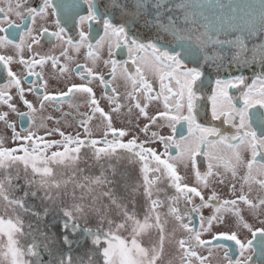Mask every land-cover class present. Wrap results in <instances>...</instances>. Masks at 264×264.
<instances>
[{
  "label": "snow or ice",
  "instance_id": "6c2138e0",
  "mask_svg": "<svg viewBox=\"0 0 264 264\" xmlns=\"http://www.w3.org/2000/svg\"><path fill=\"white\" fill-rule=\"evenodd\" d=\"M127 2L128 0H123V3L121 0H108L109 7L119 8L123 15L130 14L126 7ZM131 2L133 5L132 15H142L146 10H150L149 14L154 16L162 7H166L161 5L159 0H152L151 3L148 0H131ZM84 3L87 4V15L79 16V24L98 21L102 22L104 29V35L96 41L95 49L91 43H87L89 36L83 29L79 32L78 42L74 43L72 37L65 38L67 36L66 29L61 25L60 20H56L58 30L52 32L51 35L56 38L58 43L71 46L76 53H79L80 49L86 45L85 59L91 60L93 65L100 59V49L105 43L108 45L109 56L113 55L112 37L117 38L116 47L120 46L119 41L123 38L124 44L129 46L130 58L134 50L145 53L133 60V64L137 65L135 74L128 68L121 67L119 61H104L105 64L111 63L113 80L119 78L124 81L126 86L130 85L131 87L124 97L128 101L129 117H131L133 109H136L138 116L145 117L152 124H155L158 119L165 121L172 128L173 133L176 132L175 125L183 121L188 125L189 135L185 137L181 133L180 140L176 141L171 136L165 138L152 132L151 137L158 138L164 144L163 153L145 147L149 141L138 142L136 136L124 142L121 138L127 136L128 132L113 127L111 115L100 107L93 89L88 86L91 79L98 78L100 83L108 88L112 84V80H105L103 75H98L92 68L86 66L83 67V71H79L77 74L82 80L86 77L91 79L86 84H73L67 92L59 94L60 97H65L75 91L87 95L85 103L88 105L89 112H78L84 117L79 121L85 133L83 139L79 134L75 136L65 134L57 127L47 130L45 135L51 136L57 133L61 139L45 140L30 130L31 124L29 130L21 129L20 132H17L15 125L7 121L9 113H0V122H5L7 128L12 130L11 139L20 142L16 147H5V137L0 135V200H3L13 212L11 217L0 216V264H45L41 250L50 257L47 264H99L101 258L103 264H158V261L163 259L166 226L169 223V218L187 233L185 238L177 241L179 250L182 252V264H192L193 258L200 264H204L205 258L199 256L195 249L204 246L206 242L201 239V232L190 227L191 213H200L202 208L214 207L215 212L212 216L205 218L200 215V226L205 231L211 228L213 221L222 220V215L217 214L234 215L244 228L251 231V226L244 221L241 215L242 210L238 207V203L243 202L253 214H258L259 210L264 208V196H258L253 201L244 193V187L247 186L250 193L253 184L258 185L264 191V112L252 113V118L259 127V136L252 125L248 123L250 108L256 105L264 108V73L257 75L251 84H247L242 75L233 79H217L215 81V90L209 97L212 101V119L220 120L223 117L224 123H231L232 127L236 128L235 135L223 134L219 128L206 127L199 122L198 118L205 110V106L198 103L201 96L198 94L197 81H200L199 87H204V81L201 80L202 71L185 66V57H192L199 51H203L204 43L200 36H194L192 29L186 25L182 26L179 21H176L174 25H169L168 30L174 40L182 42L179 44L182 52L161 50L155 43H141L135 39L128 40L125 26L114 25L111 14L106 16L100 12L99 0H84ZM29 5L30 0H15L14 3L9 0L5 6L0 7V14H4V19L0 21V24L7 23L9 28L13 27V23L8 18L11 14L20 18L21 21L31 18L34 23L37 17L46 19L49 15H57L58 10L63 14L64 22L67 23L78 15L76 9L79 7L78 0H73L68 5L57 3L54 6L53 0H40L36 7ZM249 15L259 21L260 28L264 31V0H259L258 7L252 6ZM20 27V24H15V28ZM4 31L5 28L0 26V32ZM32 32L33 29L28 28L26 32L21 33L19 43L15 42L16 34L14 32L10 33L13 38H9L8 35L0 36V49L10 47L14 50V55H0V64L7 70L8 77V83L0 86V103L6 104L17 115L29 117V120L34 123V114L37 109L28 100L23 99L25 89L21 86L22 81L8 66L13 62L22 64L27 68V75L24 77L27 80L28 76L39 75L33 72L34 65L42 66L46 61L51 60L55 67L59 57L53 54L39 56V53H35L31 60H25L23 57L25 48L32 52V44L40 43L39 39L32 35ZM43 32L46 33L47 29H43ZM29 38L31 43L28 42ZM227 43H234L239 49L232 59L234 62L240 63V54L246 49L245 40L237 38L235 42L227 41ZM60 55L66 60L72 59L67 48H64ZM36 56H39V59H36ZM216 59L222 60L223 56L220 55ZM242 62L248 63L246 59ZM253 62H255V57H253ZM259 62L264 68V49L260 50ZM78 67L81 66L78 65ZM118 69L119 76H117ZM66 70V65L61 67L62 73ZM146 74H150L159 83V91L155 94H153L155 91L153 84L146 78ZM257 84H259V88H257ZM240 85H244L239 97L243 99V107H237L234 102L237 98L228 92L229 88H239ZM11 87L17 90V94L29 109L28 112L19 113L16 107L9 103L12 97L8 94L7 89ZM36 87L38 85L33 83L28 91H34ZM111 92L113 95L108 96L110 104L113 105L111 112L119 113L125 105L119 102V94L115 87L111 88ZM54 99H56L55 96L46 93L39 101L40 109L44 108L47 101ZM160 101H162L163 110L158 109L156 115L149 116L147 111L149 105L152 102ZM69 107L78 111L79 105L70 103ZM97 113L106 122L105 132L101 139L91 138L92 133L88 126ZM63 115H71V113ZM47 119H53V117L49 116ZM56 122L59 123V121ZM148 127L149 125L145 124L141 131L147 134ZM25 132L26 134H22ZM109 134L112 139H108ZM210 137H214V139H209ZM72 145L74 147H71ZM98 145L103 146L98 147ZM201 145H207L210 150L201 152ZM173 146L177 149L175 156L169 153V149ZM85 147L91 150L92 160L100 167V174L83 176L84 182L82 183L80 180H76L75 176L77 171H84L78 166L83 160L81 149ZM53 148L57 150L51 151L49 154V150ZM200 154L207 158L208 163L207 171L204 173L198 169L195 170L197 184L203 188H209L211 187L209 178L213 176L220 177L219 182L223 183L224 175L227 173H231V177L235 180L240 170L243 169L244 174L239 176L241 180L239 196L235 199L219 200L217 193L213 191L206 200L197 187L181 183L183 178L178 173V167L183 165L187 168L190 163L195 169L196 156ZM136 164L140 165V179L133 182L130 166ZM56 168L61 169L60 179L56 178ZM221 168H223V173L219 171ZM22 173L26 190L19 197L10 195L9 189L13 192L19 190L20 185L13 184V181L21 179ZM66 174L67 178H65ZM165 182L168 187L175 189L176 195H167L166 188L160 186ZM69 183L74 185L71 193L73 203L65 205L61 201L58 205L59 211L63 214V218L58 220L60 224L59 236L55 232L49 234L39 227L34 232L31 223L27 225L29 231L26 233L21 213L31 214L39 221L54 210L45 206L41 214L35 210L33 205L27 203L28 198H38L57 205L61 193L57 191V194L53 196V189L59 190L62 187L66 189ZM118 184L123 187L130 198L128 202L133 205V211L130 212L128 203L124 202L123 197L117 195L113 186ZM33 186H36L37 190L44 191L43 197L37 196V190H30ZM75 188L82 190L79 198L75 195ZM96 188L104 189L100 196L92 194ZM141 189H143L142 195L145 198V211L142 219L138 218L135 211V197L141 194ZM162 192L165 193V199L160 198ZM230 192L235 196L236 186L234 183L230 186ZM64 195H68V193L65 192ZM193 196L200 198L199 204H192ZM101 197H107L109 200L108 205H103L104 208L111 211L112 206H115L117 214L122 216L119 223L111 219L108 212L101 211ZM181 197L187 203L192 204L191 208H185L183 212L178 206ZM213 201L217 203L213 204ZM166 202L167 212H161L160 209L165 206ZM80 216L86 218L97 216L101 223L107 222L108 228L107 230L81 229L78 224ZM185 217H187V222H185ZM53 219L57 220V217ZM205 223L207 228H204ZM122 230L128 233L127 237L121 235ZM175 230L173 228L168 236H174ZM259 231L261 233V254L264 255V229ZM36 233L39 234V239ZM77 233L81 234L79 239H70V235L75 236ZM255 235L256 233L253 232L254 237ZM154 236L156 239H153ZM20 237H31V243L22 245ZM143 237L148 238V246L143 244ZM224 238L235 241L242 253L244 249L251 247V241L241 242L236 233L226 235ZM85 240H91L93 247L85 250L82 254L73 256V245L79 247ZM102 241L106 246H102ZM60 244L66 246V252H59ZM53 245L56 246L55 249L52 247ZM250 259V256L245 257L243 260L236 261V264H248ZM168 264H171V261H168Z\"/></svg>",
  "mask_w": 264,
  "mask_h": 264
},
{
  "label": "flooded vegetation",
  "instance_id": "af4514ba",
  "mask_svg": "<svg viewBox=\"0 0 264 264\" xmlns=\"http://www.w3.org/2000/svg\"><path fill=\"white\" fill-rule=\"evenodd\" d=\"M9 0H0V7L5 6ZM12 3L15 0H11ZM73 0H53V5L57 3H63L65 5L71 4ZM123 3V0H121ZM149 3L152 0H148ZM210 2V0H159L162 7L159 12L155 13L154 16L150 15V10H146L142 15L135 14L132 15L133 5L131 0H128L126 7L129 10V15H123L119 8L109 7L108 0H99L100 12L104 13L106 16L108 14L112 15V23L114 25L120 26L124 25L127 32V39H135L141 43H155L158 48L161 50H166L169 52L180 51L182 49L179 47L181 41L174 40L173 35L168 30L169 25H174L176 21L183 26L186 25L189 29H192L194 36H200L204 43L203 51H199L197 55L192 57H185V66L187 68H197L202 71L201 80L204 81V87H199L200 81H197L198 94L201 96V100L198 103H202L205 106V110L201 113V116L198 118L199 122L206 127H216L221 130L223 134L226 135H235L236 128L232 127L231 123H224V118L221 117L220 120H213L211 116L212 101L209 97L212 95L215 90V81L217 79L227 80L233 79L237 76L245 77V82L251 84L257 75L264 73V68L260 65V50L264 49V31L261 30L259 21L253 22L250 26L251 32H245L244 30L236 33H224L223 32H214L211 30L208 22L205 19L206 14V5L205 3ZM40 3V0H30L31 7H36ZM79 7L76 9L78 15L75 16L74 20H71L67 23L64 22V16L58 10L57 15H49L46 19H41L37 17L35 22L31 18L21 21L20 18L14 14L9 15V20L13 23V27L9 28L7 23L0 24V26L5 28L4 32H0V36L8 35L9 38H13L10 33H15V42L19 43L20 34L27 31L28 28H32V35L37 37L40 41L39 44H32V52H29L25 48L23 52V57L25 60H31L35 53H39V56L53 54L59 57L55 67L52 64L51 60L46 61L42 66L34 65L33 72L38 73L39 75L28 76L27 80L24 77L27 75V68L18 62L11 63L8 67L13 73H15L22 81L21 86L25 89L23 99L28 100L33 106L37 109L35 115H38L40 118L45 119L49 116L53 119H59L63 115V111L66 106L70 103L79 105L78 111L74 108L72 112L73 117L77 120H82L84 117L79 115V113L89 112L88 105L85 103L87 100V95L84 93L73 92L65 97H60V93L67 92L68 88L73 85L86 84L90 77L81 79L77 74L79 71H83V67L92 68L95 73L98 75H103L105 80H112V84L108 88H105L99 81V79H91V83L88 84L89 87L93 89V92L100 103V107L104 109L106 113H110L111 107L108 96L113 95L111 88L115 87L117 93L119 94V102L125 103L128 105V101L125 100V93L131 90L130 85L126 86L124 81L117 78L113 80L111 75V63L105 64L104 61L116 60L120 62L121 67L128 68L133 74H135L136 66L133 64V60L137 59L139 56H143L145 53L136 52L135 50L129 56V46L125 45L123 38L120 39V46L116 47L117 42L116 37H112L113 47H112V56H109L108 45L105 43L102 49H100V59L93 65L92 61L85 59V54L87 52L86 45L82 47L79 53L73 51L72 47L66 44L58 43L56 38L51 35L52 32L57 31L56 20L61 21V25L65 27L67 37H72L73 42L79 41V32L83 29L89 36L87 43H91L94 46L96 41L104 35V29L102 22L98 21H88L83 25L79 24V16L87 15V4L84 3V0H78ZM202 5V6H200ZM198 15H202L203 18H199ZM4 14H0V21H3ZM195 21V23H193ZM15 24H20V28H15ZM47 29V32L44 33L43 29ZM222 33V34H221ZM237 38H242L245 40L246 49L241 52V62H234L232 57L239 51L235 44H228L227 41L235 42ZM31 43V39L28 40ZM195 47V44H193ZM68 49L69 56L72 57L71 60H66L65 57L60 55V52L64 49ZM255 49V51H254ZM183 54V53H182ZM0 55H14V50L12 48L0 49ZM222 55V60H217L216 57ZM39 56H36V59H39ZM253 57H255V62H253ZM18 57L16 60L18 61ZM247 60L248 63H243V60ZM215 61V62H214ZM67 70L63 73L61 72V67L65 66ZM81 66V67H78ZM117 76H119V69ZM146 78L153 84L154 92L159 91V83L156 81L150 74H146ZM8 83L7 70L3 68L0 64V86ZM35 83L38 85L36 89L32 92L28 91V88ZM244 88V85H240L239 88H229L228 92L235 99L237 107H243V99H240L241 89ZM259 88V84H257ZM246 90V89H245ZM8 94L11 95L12 99L9 103L13 104L19 113L28 112L29 109L23 103L21 97L17 94V90L14 87L7 89ZM50 94L56 97L54 100L47 101L44 105V108L40 109L39 101L43 98L45 94ZM107 93V95H105ZM163 110L162 101L152 102L147 111L149 115H156L157 110ZM53 110L55 114H51L50 111ZM249 120L248 123L252 125L253 129L257 131V135H260L259 127L252 118V113L257 111L264 112V108H261L259 105H256L249 110ZM8 112L7 121L15 125L17 132H20L21 129L29 130L31 124V131L35 130V122L32 123L27 116H20L17 113L12 112L6 104L0 103V113ZM100 115L95 114L94 118L99 117ZM238 122V121H237ZM154 128H149L147 134H145L144 140L149 141L150 143L145 144V147H150L155 149L158 153L164 152V144L159 141L158 138L151 137L152 132L158 133V136H164L165 138L171 136L174 140L179 141L181 133L183 136L188 137V125L185 122H180L175 125L176 132L173 133L172 128L167 125L165 121L159 120L156 121ZM145 124H148L146 122ZM3 125H0V135L5 137V147L13 148L16 147L20 142L13 141L12 130L7 128V135L3 131ZM122 130V129H120ZM243 130L241 131L242 134ZM22 134H26L22 133ZM47 135H44L45 139ZM103 136H100L98 139H101ZM111 139V138H108ZM131 139V138H129ZM209 139H214L210 137ZM201 152L209 151L207 145H201ZM177 149L175 146L169 149V153L173 156L176 155ZM222 154V153H221ZM250 157V154H248ZM166 158V157H165ZM207 158L202 154L196 156V166L195 169L189 163V166L185 168L183 165L178 167V173L183 178L181 183L187 184L191 187H197L198 190L202 192L205 199L212 194L213 191L217 193L219 200L225 199H235L241 194L240 186L241 180L239 176L244 174L243 169L240 170L238 177L233 180L231 173L224 175V182L220 183V177H210L209 183L211 187L203 188L201 185L197 184L195 179V170H199L201 173L207 171ZM223 173V168L219 169ZM23 177V173L21 174ZM122 183V182H121ZM236 186L235 196L230 192V186L232 184ZM13 184H16V181H13ZM115 186V185H114ZM113 186V187H114ZM161 187L166 188V193L168 196L176 195V191L172 187L167 186V182L160 185ZM7 188V187H6ZM119 189H123L120 187ZM31 190V189H30ZM11 193L17 194L16 191H9ZM244 193L248 195V198L255 201L258 196H264V191H262L258 185H252V191L248 192V187H244ZM23 193L17 194L22 195ZM101 194V193H100ZM99 194V196H100ZM121 192H118L117 195L122 197ZM155 198V197H154ZM160 198L165 199V193H160ZM101 199L103 202L101 204L108 205L109 201L107 197ZM27 202L32 203V197H29ZM124 202L128 203V210L131 212L129 207V202L124 198ZM200 198L193 196L192 204H199ZM213 204L217 203L216 201L212 202ZM192 204L187 203L183 197L179 201V208L181 212L185 208H191ZM238 207L242 210L241 215L244 218V221L251 226V231L242 226V224L237 220L234 215L231 214H217L222 215V220L213 221V224L210 229L205 231L200 226V215H203L205 218L212 216L215 212L214 207H205L200 210V213H191L192 222L190 224L191 228H194L196 231L201 232V239L206 243L202 247L196 248V252L199 256L204 257V264H236V261L243 260L245 257L250 256L251 259L248 261V264H264V255L261 254V233L259 230L264 229V208L259 210L258 214H253L248 207L243 204V202L238 203ZM115 209V208H114ZM113 209V211H114ZM163 212H167V202L165 206L161 208ZM114 212L117 213V210ZM111 214V213H110ZM114 215V213H112ZM185 222H187V217H185ZM205 223L204 228H207ZM175 239L178 241L181 238H185L187 233L182 229L179 230V227H175ZM52 232V231H51ZM50 232V233H51ZM253 232L256 233L255 237ZM236 233L237 238L243 243L251 241V247L244 249L243 253L239 245L235 241L225 239L226 235H231ZM223 245V247H220ZM81 246V245H80ZM199 249V250H197ZM45 257L49 260L50 257L45 253ZM192 264H200L199 261L193 258Z\"/></svg>",
  "mask_w": 264,
  "mask_h": 264
},
{
  "label": "rangeland",
  "instance_id": "374dc122",
  "mask_svg": "<svg viewBox=\"0 0 264 264\" xmlns=\"http://www.w3.org/2000/svg\"><path fill=\"white\" fill-rule=\"evenodd\" d=\"M123 104L125 105V107H123L119 113H114L111 111L109 113L112 117L113 127L116 128L117 130L122 129V130H125L128 132L127 136L121 138L124 142H127L129 140V138H132L133 136H136L138 138V141L144 140L145 134L143 131H141V129L144 128L145 123L148 122L149 128H154L155 124L157 125V123L152 124L145 117L138 116V110H136V109H133L132 115H131V117H129L127 104H126V102ZM73 110H74V108H70L68 105V106H66L65 110H62V111L64 114V113H70ZM50 113L55 114V112L53 110H51ZM149 116H152V115H149ZM56 121H59V123H57ZM79 121L80 120H77L76 118L73 119L72 114L71 115H62L61 117H59V119H47V118L42 119L38 115H36L34 132L36 133L37 136L43 137L47 130L58 127L65 134H71L73 136L79 134L80 137L83 139L85 137V133H84L83 127H81V125L79 124ZM129 121H131V122H129ZM157 122H158V120H157ZM105 124H106V122L103 121L101 116L92 119L90 121V124L88 125L90 127L91 133H92L91 138L98 139L100 136H103L104 132H105ZM0 125H3L2 126L3 131H4L5 135H7V130L5 128L6 123L0 122ZM41 125H44V126L42 127ZM108 138L112 139L111 134H109ZM60 139H61V137L57 133H54L51 136H46V138H45V140H60ZM101 146H103V145H98V147H101ZM71 147H74V145H72ZM55 150H57V149L56 148L50 149L49 154L51 151H55ZM81 155L83 157V160L81 161V163L79 164L78 167L81 169H84V171L83 172L77 171L75 179L80 180L83 183L84 182L82 179L83 176L99 175L100 174V167L97 164H95V162L92 160L91 150L89 148H87V147L82 148L81 149ZM90 165H91V167H90ZM130 167L132 168V181L136 182L140 179V165L136 164V165H132ZM60 171H61V169L56 168V172H57L56 178L57 179H60V176H59ZM109 175H110V173H109ZM29 178H31V177L29 176ZM65 178H67V174H66ZM15 181H16V184L20 185V188H19V190L16 191V193L17 194L23 193L26 190V186L24 184V178L21 177V179L15 180ZM5 186L7 187V185H5ZM73 187H74L73 183H69L67 185L66 189L63 187L59 190L53 189V191H52L53 196H55L57 194V191H59L61 193V198H60V201L57 202V205H52L50 201H42L41 199L32 197V203H29V202H27V203L29 205H33L35 210L40 212L41 214L43 213V209L45 206L50 207L54 210L50 211L46 217H44L42 220H39V221L37 220L36 217L32 216L31 214L21 213L22 218H23L24 223H25L24 231L26 233L29 231L27 225L29 223H31L33 225V231L34 232H35V229L39 227V228H42L43 231L48 232L49 234H51L52 232H55L57 234V236H59L60 224L58 223V220L63 218V214H62V212L59 211L58 205H60L61 201L65 205H70L71 203H73V200L71 197ZM114 187H115L116 193H118V192L123 193L122 197L126 198L127 201H129L130 198L128 197L127 193H125L124 189H119L120 187H122L121 185L118 184V185H115ZM31 190H37L36 186H33ZM103 190L104 189L96 188L92 194L99 196V194ZM9 191H12V190L9 189ZM81 191L82 190L80 188H75V195L77 198L80 197ZM65 192H67L68 195H64ZM142 192H143V189H141V194L135 197V200H136L135 211L137 212L138 218H140V219L143 218V214L145 211V198L142 195ZM9 193H10V195H13L16 197L21 196V195H17V194L11 193V192H9ZM43 195H44L43 190H37V196L38 197H43ZM102 198H104V197H102ZM101 201L103 202L102 199H101ZM129 204H130L129 205L130 210L133 211V205L130 202H129ZM114 208H115V206H112L111 211H109L108 209L103 207V204H101V211L102 212H108L109 217L111 219H113L116 223H119L122 219V216L118 215L116 212H114L116 210ZM113 209H114V211H113ZM160 211L163 212L161 209H160ZM112 213H114V215ZM0 216H4L5 218L13 216V212L11 211L9 206L3 200H0ZM54 217H57V220H54L53 219ZM78 224H79L81 229L91 228V229L95 230L97 228H100L102 230H107V228H108L107 222L105 221L104 223H101L99 217H97V216H92L90 218L80 216L78 218ZM175 227H178V226L176 225V223L171 218H169V223L166 226V233H165L166 239L164 242L163 259L158 261V264H168V261H171V264H182V260H181L182 252L179 250L177 241L175 239V234L172 237L168 236V233H171L173 228H175ZM179 230H182V229L179 228ZM36 235H37V238L39 239V234L36 233ZM80 235H81L80 233H77L75 235L74 240L79 239ZM121 235L127 237L128 233L126 231L122 230ZM153 239H156V237L154 236ZM142 242L145 246H148V244H149L147 237H143ZM20 243L22 245H29L31 243V237H20ZM102 246H106L103 244V241H102ZM52 247L54 249L56 248L55 245H53ZM92 247L93 246L91 244V240H85L81 244V246H79V247L73 245L74 252L72 254H73V256L78 255V254H82L85 250L91 249ZM197 250H199V249H197ZM66 251H67L66 246H64L63 244H60L59 245V252H66ZM41 252H42L43 261L45 262V264H47V262L49 260L44 258L45 253L43 252V250H41ZM99 264H103L102 258L99 260Z\"/></svg>",
  "mask_w": 264,
  "mask_h": 264
},
{
  "label": "water",
  "instance_id": "95a60500",
  "mask_svg": "<svg viewBox=\"0 0 264 264\" xmlns=\"http://www.w3.org/2000/svg\"><path fill=\"white\" fill-rule=\"evenodd\" d=\"M210 1H212V2H223L224 3V5L217 8L215 10V12H217L221 9L222 10L226 9V10H230V14H234V19H233L231 25L228 28H224L220 24H218L217 22L211 23V20L209 19V14H208V12H206L205 19L208 22L211 29H218L221 32H223V30H226V31H229L228 33H231V31H233V28H236V31H241V30L243 31L244 30L245 32H248V33L251 32L250 26L252 25L253 22L251 20L252 17H250L249 13L252 10V6H253L254 2H255V4L259 5V0H225V1L210 0ZM206 11H207V8H206ZM220 13H222V11ZM198 16H199V18H203L202 15L201 16L198 15Z\"/></svg>",
  "mask_w": 264,
  "mask_h": 264
},
{
  "label": "bare ground",
  "instance_id": "6f19581e",
  "mask_svg": "<svg viewBox=\"0 0 264 264\" xmlns=\"http://www.w3.org/2000/svg\"><path fill=\"white\" fill-rule=\"evenodd\" d=\"M206 8H207V12L209 14V19L211 20V23L213 22H217L218 24H220L222 27L224 28H228L233 19H234V14H230V10H219L217 12H215V10L219 7H221L222 5H224L223 2H207L205 3ZM253 6L258 7L257 4H253ZM222 11V13H220ZM199 17V16H198ZM252 22H258L257 19L251 18ZM214 32H220V30L218 29H211ZM225 33H228L229 31L223 30ZM235 31V32H234ZM239 31H236V28H233V31H231V33H236Z\"/></svg>",
  "mask_w": 264,
  "mask_h": 264
},
{
  "label": "trees",
  "instance_id": "16d2710c",
  "mask_svg": "<svg viewBox=\"0 0 264 264\" xmlns=\"http://www.w3.org/2000/svg\"><path fill=\"white\" fill-rule=\"evenodd\" d=\"M74 238H75V236L70 235V239H73L74 240Z\"/></svg>",
  "mask_w": 264,
  "mask_h": 264
}]
</instances>
